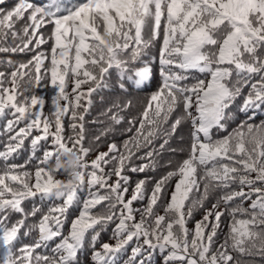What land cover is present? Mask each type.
Returning <instances> with one entry per match:
<instances>
[{"label":"snow or ice","instance_id":"snow-or-ice-1","mask_svg":"<svg viewBox=\"0 0 264 264\" xmlns=\"http://www.w3.org/2000/svg\"><path fill=\"white\" fill-rule=\"evenodd\" d=\"M156 42L161 86L130 135L98 150L129 100L101 113L108 123L86 144L94 94L113 70L122 90L148 82ZM0 69V264H81L86 249L91 264H264V0H18L0 9ZM241 98L246 119L228 131ZM185 124V155L148 175Z\"/></svg>","mask_w":264,"mask_h":264},{"label":"trees","instance_id":"trees-1","mask_svg":"<svg viewBox=\"0 0 264 264\" xmlns=\"http://www.w3.org/2000/svg\"><path fill=\"white\" fill-rule=\"evenodd\" d=\"M18 2V0H5L3 4H0V9L11 10L14 5ZM46 0H35L37 5H41L45 3ZM80 0H64V4L66 7H71L72 5L79 3ZM51 26H47L42 29L43 32L47 35L50 31ZM49 48L48 44L43 46V49L47 50ZM158 49L159 42H156L153 47L148 50V54L146 59H151V57L155 56L156 59L152 61L151 67L153 68V76L152 78L144 83L142 86H136L132 81L125 80L124 85L126 90H122L120 88V77L118 73L113 70L112 75L108 79V87L103 89L99 95L94 94L93 105L90 109L89 114L86 116L85 123V134L86 141L85 143H92L94 137L99 135L101 130L106 126L107 118L102 116L101 113L113 103H123L127 101H131L132 106L127 109L122 115L125 116V121L118 126H115V129L112 133H110L106 138H102L98 150L100 152L107 151V145L112 141L120 144L127 138L130 133L124 132V129L128 127L127 120L139 115L141 109L143 108L147 98L157 91V89L161 86V78L159 73V59H158ZM31 54H15L12 55V59L20 61L29 59ZM139 63V62H138ZM3 70V69H0ZM38 95L45 97L48 101L46 104L45 111H49L51 109L50 98L54 94V90L48 85L47 81L42 82V86L36 90ZM247 91V90H245ZM242 102V98L238 99L230 111L233 113L232 118L227 121L228 131L234 129L242 120L246 119V115L240 111H238L239 105ZM261 120H264V110L258 111L256 113L255 123H259ZM96 121V122H94ZM103 121L104 123H101ZM3 121L0 120V128L3 127ZM68 121L65 120V130L66 134H70L71 130L67 128ZM226 133H220V135H224ZM190 139V125L185 124L182 127L178 128L176 134L170 140L168 149L163 152L158 157V167L155 172H150L148 175L153 176L155 178H159L162 174L169 170L167 162L169 160L175 161L181 159L185 153L181 152L180 149H187ZM159 143V141H157ZM171 149H176L175 152L171 151ZM27 147L26 150L23 151L20 156L17 158L18 163H22L28 156ZM95 153L89 156V159L94 158ZM132 176V181L135 182L137 179L142 178L137 176L136 174H130ZM58 178L66 179L67 177L64 175H60ZM151 185H149V188ZM212 203H214V199L210 198L205 203V209L211 208ZM139 206V205H137ZM26 207H31L30 204L26 205ZM205 209H199L194 214V220H199L203 214ZM77 214V209L70 210V218ZM227 218L222 220L221 224V232L219 236V240L222 241L224 238V233L227 231ZM192 226V223L189 224V227ZM111 229L101 234V242H113L110 240ZM24 242H28L25 239ZM81 264H91V253L89 250H85L80 255ZM159 257L154 258V264H158Z\"/></svg>","mask_w":264,"mask_h":264}]
</instances>
